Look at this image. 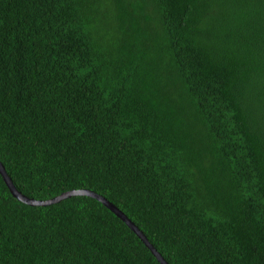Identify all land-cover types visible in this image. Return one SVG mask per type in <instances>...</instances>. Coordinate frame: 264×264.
<instances>
[{
    "label": "trees",
    "instance_id": "obj_1",
    "mask_svg": "<svg viewBox=\"0 0 264 264\" xmlns=\"http://www.w3.org/2000/svg\"><path fill=\"white\" fill-rule=\"evenodd\" d=\"M0 161L168 264H264V0H0ZM0 264L161 262L0 174Z\"/></svg>",
    "mask_w": 264,
    "mask_h": 264
},
{
    "label": "water",
    "instance_id": "obj_2",
    "mask_svg": "<svg viewBox=\"0 0 264 264\" xmlns=\"http://www.w3.org/2000/svg\"><path fill=\"white\" fill-rule=\"evenodd\" d=\"M0 174L3 176L4 181L8 185L10 191L12 192L13 196L16 197L18 200L32 205V206H45V205H50L53 203H57L65 198L75 196V195H87L93 198L98 199L99 201L103 202L107 207H109L114 213H116L122 220H124L128 226L143 240V242L146 244L148 248L152 251V253L157 257V259L161 262V264H168L165 259L156 251V249L150 244L148 241L147 237L143 234V232L120 210L118 209L115 205L107 201L104 197L88 190H73L67 193L62 194L61 196L47 200V201H39L35 199L28 198L21 192L17 190L15 187L14 183L12 182L11 178L6 172L5 167L0 161Z\"/></svg>",
    "mask_w": 264,
    "mask_h": 264
}]
</instances>
